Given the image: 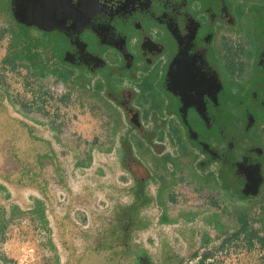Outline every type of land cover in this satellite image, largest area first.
Segmentation results:
<instances>
[{"label":"rangeland","instance_id":"obj_1","mask_svg":"<svg viewBox=\"0 0 264 264\" xmlns=\"http://www.w3.org/2000/svg\"><path fill=\"white\" fill-rule=\"evenodd\" d=\"M228 2L245 13L264 5ZM235 18L225 31L234 74L247 64ZM62 45L58 35L21 27L10 0H0V83L13 100L0 132V264H264V185L240 190L208 160L228 191L197 173L171 187L166 176L174 201L156 202L157 184L141 180L140 169L161 167L159 147L136 142L143 129L112 97L135 88L147 67L111 74L119 63L112 49L93 70L71 66Z\"/></svg>","mask_w":264,"mask_h":264},{"label":"flooded vegetation","instance_id":"obj_2","mask_svg":"<svg viewBox=\"0 0 264 264\" xmlns=\"http://www.w3.org/2000/svg\"><path fill=\"white\" fill-rule=\"evenodd\" d=\"M20 2L10 0L11 9ZM230 8L228 0H64L55 27L30 26L58 35L61 56L71 66L93 70L104 64L107 49L119 59L111 74L125 71L133 77L137 65L153 64L158 73L155 83L168 99L166 110L176 116L187 138L206 153L207 160L220 162L240 190L257 184L260 190L264 185V5L251 3L247 13L238 5L235 12ZM236 15L242 17L238 46L244 48L247 64L234 74L225 31ZM132 38L136 51L131 48ZM143 79H150L146 72ZM113 91L130 122L139 123L131 89Z\"/></svg>","mask_w":264,"mask_h":264},{"label":"crops","instance_id":"obj_3","mask_svg":"<svg viewBox=\"0 0 264 264\" xmlns=\"http://www.w3.org/2000/svg\"><path fill=\"white\" fill-rule=\"evenodd\" d=\"M149 31L155 33V28H149ZM239 49L243 51L244 48L239 46ZM153 66V64L146 66V75L150 79H140L134 85L135 88L131 90L134 94L133 99H138L137 103L140 105L139 128L143 129L142 134L146 138L144 141V137L140 136L136 138V142L143 145L144 149H148L150 143L159 147V157L157 158L159 160L157 163L161 167L157 168L155 172H152L149 168L148 171L146 170L147 168L143 171L140 169V173L142 174L141 180H151V184L156 182V195L153 194L155 195V201L161 202L166 206H169V203L174 201L173 194L167 189L175 186V184L179 185L182 182L183 184L189 183L191 175L196 173L197 178L204 184L209 185V187L214 182L220 188L228 191L225 187L228 185L222 184L217 172H213L214 167L211 162H208L206 158L198 162L200 158L197 159L196 157L197 151L194 147L196 144L187 138L185 129L177 120L176 116L166 110L168 99L158 89L155 83L156 74L158 73L155 69L156 67L153 68ZM12 106L13 100L11 99V95L0 83V132L4 128V115H13ZM2 142L3 139L0 137V143ZM197 163L200 165V169H196ZM166 176L167 179L171 180L170 187H167L168 182L165 181ZM153 195L151 200H154Z\"/></svg>","mask_w":264,"mask_h":264},{"label":"water","instance_id":"obj_4","mask_svg":"<svg viewBox=\"0 0 264 264\" xmlns=\"http://www.w3.org/2000/svg\"><path fill=\"white\" fill-rule=\"evenodd\" d=\"M11 10L18 22L35 24L41 28H53L59 18V9L64 0H20ZM87 1V0H85ZM15 8V9H14Z\"/></svg>","mask_w":264,"mask_h":264},{"label":"trees","instance_id":"obj_5","mask_svg":"<svg viewBox=\"0 0 264 264\" xmlns=\"http://www.w3.org/2000/svg\"><path fill=\"white\" fill-rule=\"evenodd\" d=\"M242 223H243L242 225H243V227H244V226H245V224H244L245 222H244V221H242ZM243 227H242V228H243ZM260 240H261V242H263V241H264V240H262V239H260Z\"/></svg>","mask_w":264,"mask_h":264}]
</instances>
